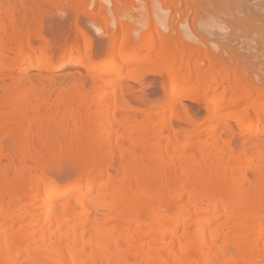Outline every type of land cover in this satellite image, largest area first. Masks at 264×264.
Returning <instances> with one entry per match:
<instances>
[{
    "label": "bare ground",
    "instance_id": "obj_1",
    "mask_svg": "<svg viewBox=\"0 0 264 264\" xmlns=\"http://www.w3.org/2000/svg\"><path fill=\"white\" fill-rule=\"evenodd\" d=\"M25 1L18 18L12 11L3 17L0 5V264H264V86L233 78L223 47L207 46L201 54L200 47L186 45L185 34L165 36L162 17L147 25L135 17L102 66L91 59V41L82 31L55 62L46 47L32 43L38 5ZM175 25L176 34L187 28L186 15ZM184 55L186 65L178 63L165 76L166 102L182 117L188 116L183 101L202 106L211 125L199 131L201 124L180 117L194 129L186 131L158 112L144 113L152 127L134 125L111 142L131 124L115 111L129 103L120 84L138 76L139 63L171 68ZM75 63L89 73V93L80 73L68 75L61 90L45 86ZM13 70L19 80L6 83ZM210 90L217 91L202 99ZM13 134L23 141L12 143L10 166L2 160L8 156L3 145ZM29 140L38 144L39 162L58 147L78 169L63 180L40 175L27 190L20 166ZM118 147L125 177L117 184L107 167Z\"/></svg>",
    "mask_w": 264,
    "mask_h": 264
},
{
    "label": "rangeland",
    "instance_id": "obj_2",
    "mask_svg": "<svg viewBox=\"0 0 264 264\" xmlns=\"http://www.w3.org/2000/svg\"><path fill=\"white\" fill-rule=\"evenodd\" d=\"M22 1L24 0H0V5L4 9L2 16L7 18L6 16H8L11 11L16 17L19 16L22 13V11L18 10L21 3H23ZM30 3L38 5V9H35L36 11L33 12L36 21L33 27L34 39L32 43L34 46L46 47L48 52L53 55L55 62L63 59L70 48L73 47L72 45L74 43L76 44L78 39L80 40V38H77V34L82 31L91 41L88 47L86 46L90 49L89 54L91 59L99 66H102L111 56V48L117 46L118 39L123 31L129 30L131 27L130 24L136 22L135 17L141 18L146 25L150 23L157 24L156 19L162 17L166 18V22L161 25L164 29L165 36L172 35V37H179V35L185 34L188 38L186 40V45L200 47L201 54L204 53L203 51H205V53L209 51L207 46L217 50H219V47H223L224 49L221 54L228 57L227 65L230 64L231 66H229L232 68L230 74L232 71H235L231 74L233 78L250 79L254 82V85H258V87L264 86V0H182V2H180V0H82L78 3H76V0L75 2L72 0H57L54 4L50 3L48 0L25 1L27 5H30ZM17 10L19 12H17ZM152 12L154 14H151ZM182 15H186V23L189 26L184 28V30H180L181 32H179V34H176V32L174 33L173 31L176 28L175 23ZM99 21L104 24L100 25ZM125 24H128V27ZM135 26L138 27L137 25ZM143 31L145 30L143 29ZM149 53V55H154L156 54V50L154 49ZM142 54H148V51H144ZM198 57L197 55L193 56L190 62ZM186 59L187 56L184 55L181 59H178L172 64L171 68L170 66L167 67L151 62H142L136 66L138 67L136 70L138 76L134 77L131 81L120 84L124 87L125 91L122 89V93H125V97L128 99L129 103L126 107H123L122 104L117 105L115 109L120 116L130 121L131 124L128 125L127 129L113 134L111 142L114 141L116 136L122 135L128 130L131 131L134 125H140L143 129L152 127V123L154 122L152 121L153 118L150 119L152 116L144 119V113L158 112L159 116H163L166 119L170 118L172 124L177 125L178 128L181 127L180 129L186 131L194 130L182 122L183 120L181 121L180 117L182 116H180L176 110L169 108L166 102L169 94L163 90V86L168 84V79H165L167 73L174 70L176 65L180 62L185 66ZM216 59L217 57L215 60ZM236 60H238V63L242 62L236 64L237 67H235L234 64ZM81 66H84V64ZM128 66L129 68L134 67L132 64H128ZM235 68H237V71ZM201 72L206 73V66L204 64L201 66ZM76 73L81 74L79 77L82 83L84 82L85 88L89 93L91 87L88 77L89 73H86L77 63L58 72L55 79L46 82L45 86L48 87L49 85L53 91L61 90L65 86L64 83H68L70 80L68 75H70L71 78H75L74 75ZM119 75L123 76L124 73ZM184 75V72H182L181 76L180 74L178 75L180 78L178 79L183 81L181 79H185L183 78ZM29 77L34 79V76ZM200 77H202L201 74ZM4 79L6 83H12L17 82L19 76H17L13 70L10 71ZM193 80L194 77L189 80L188 84H192ZM0 84H3V82ZM111 89L112 88H110V90L108 89L109 91L107 90L110 94L112 91ZM194 89L197 88L194 87ZM214 91L217 90H210L208 93L201 94L200 96L202 99H206L211 92ZM87 92L86 94H88ZM93 94L95 93L93 92ZM123 94H119L118 99H120V103L124 104L126 100L120 98V96L123 97ZM185 95L184 93L180 99L182 100ZM54 96H52V98H54ZM110 96H112V94ZM230 96L231 95L227 94L223 100L225 101ZM111 98L112 97H110V99ZM183 103L187 108L188 116H186L189 118L183 116L182 119L186 118V120H190V123L193 124H201L200 128H198L199 131L200 129L202 130L203 127L208 128V125H211V123L207 122L208 112L206 109L200 105H195L192 101H183ZM249 107L252 109L257 108L255 104ZM235 108H233V111H237L239 106ZM244 121L242 123H245ZM233 125L232 127L236 129L240 124ZM110 130L114 131L115 128L111 127ZM14 138L18 139L16 140ZM21 139L22 137H14L13 134V136L11 135V140L9 139L8 142H4L3 146L6 148L5 150H8V156L2 157L4 163L8 161L7 163L10 165V163L15 160V158L13 159L15 156L12 147H14L15 141H23ZM31 141V144H28V148H26L24 152L26 156L23 161L26 162H23L20 166L22 171V185L27 190L31 191L35 188L36 180L40 175L46 174L63 180L67 179V177L78 169L76 165L67 161L65 157V160H63V155L61 156L59 154L58 147H55V144L53 145L55 150L50 152L51 157L43 155L44 157H39V159H45L39 162L40 160H38L37 157L39 155L36 156V154L39 153L37 149L38 144L37 142ZM46 141L48 142V139ZM239 143L238 139L233 142V147L236 145V148L233 150L238 151L240 149V147H237L241 144ZM33 147L35 149H33ZM250 149L251 148L246 149V151H249L247 154L250 153ZM116 152V155L112 159L111 166L107 168L109 169L108 172L113 175L115 183L118 184L119 181L125 177V172L119 161V147L116 148ZM11 153L13 157H10ZM52 153L57 156H54ZM9 158L12 159L9 160ZM6 169L8 170V168ZM7 173L8 171H6V174ZM9 173L7 177L9 176L10 178L12 174L11 172Z\"/></svg>",
    "mask_w": 264,
    "mask_h": 264
}]
</instances>
